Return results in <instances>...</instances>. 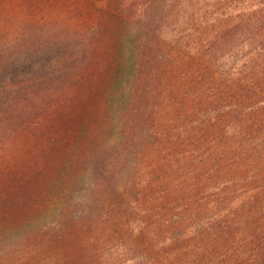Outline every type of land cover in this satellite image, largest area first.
Here are the masks:
<instances>
[{
	"label": "trees",
	"instance_id": "obj_1",
	"mask_svg": "<svg viewBox=\"0 0 264 264\" xmlns=\"http://www.w3.org/2000/svg\"><path fill=\"white\" fill-rule=\"evenodd\" d=\"M0 264H264V0H0Z\"/></svg>",
	"mask_w": 264,
	"mask_h": 264
}]
</instances>
